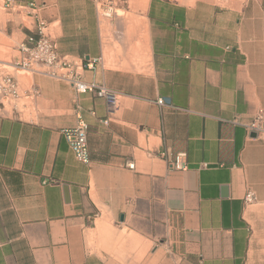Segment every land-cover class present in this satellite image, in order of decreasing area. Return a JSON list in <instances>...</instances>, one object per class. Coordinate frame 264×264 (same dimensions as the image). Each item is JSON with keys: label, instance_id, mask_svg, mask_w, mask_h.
<instances>
[{"label": "crops", "instance_id": "crops-1", "mask_svg": "<svg viewBox=\"0 0 264 264\" xmlns=\"http://www.w3.org/2000/svg\"><path fill=\"white\" fill-rule=\"evenodd\" d=\"M131 1L113 0L108 18L92 0L0 6V65L41 19L79 78L116 96L14 69L25 73L0 106V264H258L264 136L245 125L264 119V0ZM80 120L87 163L62 133ZM178 153L184 169L169 167Z\"/></svg>", "mask_w": 264, "mask_h": 264}, {"label": "built area", "instance_id": "built-area-1", "mask_svg": "<svg viewBox=\"0 0 264 264\" xmlns=\"http://www.w3.org/2000/svg\"><path fill=\"white\" fill-rule=\"evenodd\" d=\"M7 5H15L13 0H6ZM97 5L98 14L101 18H108L113 15V0H92ZM32 5V2H30ZM45 23L38 20L37 36H29L27 40L21 42L17 49L20 51V57L15 62H3L0 65V106L8 103L9 98L14 97L17 93L16 78L8 68L30 70L37 67L45 68V71L52 76L66 78L75 92L85 93L92 92L98 96H104L110 103H114L116 96L113 92L108 91L102 84L83 82L77 73L73 71L71 61L58 54L55 43L44 31ZM93 62V61H90ZM53 67V69H52ZM158 104H169V99L159 97L156 99ZM249 133L256 136H264V119L258 114L248 124L245 125ZM62 133L74 153L76 159L80 162L87 163L88 147L86 124L80 120L77 125L62 129ZM185 154L178 153L172 160L168 161L172 169L186 168ZM133 167L132 163H128ZM254 196L251 192L246 193L244 200L251 202Z\"/></svg>", "mask_w": 264, "mask_h": 264}, {"label": "rangeland", "instance_id": "rangeland-1", "mask_svg": "<svg viewBox=\"0 0 264 264\" xmlns=\"http://www.w3.org/2000/svg\"><path fill=\"white\" fill-rule=\"evenodd\" d=\"M4 0H0V6H2V3H3ZM130 3H132V1L130 0ZM117 14H120L121 17L123 16V13L118 11L117 10ZM22 19L25 21V18L22 17ZM105 19H103L104 21ZM0 57H1V54H0ZM8 70L10 72L13 73V75L17 76V77H20L22 75H24L25 72L21 71V72H17L15 71L14 69L12 68H8ZM255 257L257 259V262L258 264H264V241H261L259 246H258V249H257V252L255 253Z\"/></svg>", "mask_w": 264, "mask_h": 264}, {"label": "bare ground", "instance_id": "bare-ground-1", "mask_svg": "<svg viewBox=\"0 0 264 264\" xmlns=\"http://www.w3.org/2000/svg\"><path fill=\"white\" fill-rule=\"evenodd\" d=\"M137 240V239H136ZM139 242V241H138Z\"/></svg>", "mask_w": 264, "mask_h": 264}]
</instances>
